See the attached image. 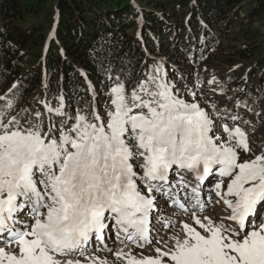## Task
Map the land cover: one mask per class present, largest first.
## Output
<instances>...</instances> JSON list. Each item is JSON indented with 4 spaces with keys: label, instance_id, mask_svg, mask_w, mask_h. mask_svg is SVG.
Instances as JSON below:
<instances>
[{
    "label": "snow or ice",
    "instance_id": "obj_1",
    "mask_svg": "<svg viewBox=\"0 0 264 264\" xmlns=\"http://www.w3.org/2000/svg\"><path fill=\"white\" fill-rule=\"evenodd\" d=\"M99 55L102 112L90 81L92 110L74 114L63 93L16 115V95L0 96V264H109L95 253L113 251V233L117 264H264V150L252 152L242 117L198 100L200 80L182 93L163 61L137 78ZM213 190L219 221L202 215ZM167 207L192 222L165 241L155 225L174 227Z\"/></svg>",
    "mask_w": 264,
    "mask_h": 264
},
{
    "label": "trees",
    "instance_id": "obj_2",
    "mask_svg": "<svg viewBox=\"0 0 264 264\" xmlns=\"http://www.w3.org/2000/svg\"><path fill=\"white\" fill-rule=\"evenodd\" d=\"M101 50L114 72L137 78L155 61L180 88L201 72L216 77L205 95L249 122L264 119V0H0V96L16 95L11 115L44 113L52 93L73 114L86 102L91 111L89 81L102 112Z\"/></svg>",
    "mask_w": 264,
    "mask_h": 264
},
{
    "label": "rangeland",
    "instance_id": "obj_3",
    "mask_svg": "<svg viewBox=\"0 0 264 264\" xmlns=\"http://www.w3.org/2000/svg\"><path fill=\"white\" fill-rule=\"evenodd\" d=\"M199 66H200V64H198L196 66V68H199ZM204 69L205 68H203V70ZM212 78H213V76H209V77L205 76V75L202 76V72H201L200 74H198L197 76H195L192 79V83H191V85H189V87L191 88L194 84H196L197 80L202 81L203 83L198 86L196 98L198 100H202V101L207 100L209 105H211L214 102L219 109H225L226 105L223 106V105H221L222 103H220L218 100H211L210 96L205 95L206 91L203 88L206 85L209 86L208 81L211 80ZM177 88H179L182 93L185 91L184 87H182V88L177 87ZM186 98L190 100L191 96H187ZM11 114L12 113H10V115ZM241 114H238V115L241 116ZM245 118L246 117H242V119L238 121V126H240L246 132L250 147L252 148V152L255 154H259L262 150H264V119L257 118L258 122L255 124V123H252L251 121L249 122ZM45 120H47V119H45ZM245 121H247V123H245ZM226 122L231 124L230 120H228ZM45 126L47 127V122H45ZM242 158H250V157L248 155H245L242 153ZM185 179L191 181L192 180L191 174H188L187 176H185ZM212 188H213V185L211 182V178H209V180L206 181L205 185H204V191L202 192V198L203 199H207L208 190L212 189ZM216 200H217V198L215 196V191L213 190V191H211V204L207 207V210L204 213H202V215H206V216L212 218L213 220L219 221L227 213L225 211V206L222 203H216ZM163 211L167 215V217L170 218L174 222L173 228H166L163 225H155V228L159 230L163 240H165V241H167L169 239V236L171 235V233L173 231H179V229L181 228L180 221L192 222L190 216H186V215L180 213V211L178 209L167 207V208L163 209ZM260 214L262 216H264V211H262ZM21 218L26 219L27 217L22 216ZM114 240H115V235L113 233L112 239H109L106 241L108 246L110 248H112V250H113L112 252L98 251L95 253V255L97 257H99L101 259H107L109 261V264H117V262L115 261V257L113 255V253L115 250L123 247V245H121L118 241L114 243ZM153 244H155V240L153 241ZM101 247H103V246L101 245ZM129 247H133V246L129 245ZM133 251L136 253L143 251L145 253L150 254L152 252V246L151 245L146 246L143 250L133 247ZM78 258L81 260L84 259V257H78Z\"/></svg>",
    "mask_w": 264,
    "mask_h": 264
}]
</instances>
